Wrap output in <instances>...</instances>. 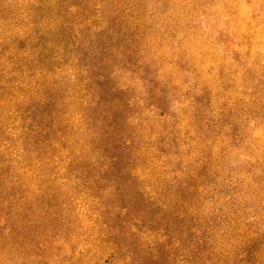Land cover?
<instances>
[{"label": "rangeland", "instance_id": "obj_1", "mask_svg": "<svg viewBox=\"0 0 264 264\" xmlns=\"http://www.w3.org/2000/svg\"><path fill=\"white\" fill-rule=\"evenodd\" d=\"M0 264H264V0H0Z\"/></svg>", "mask_w": 264, "mask_h": 264}]
</instances>
